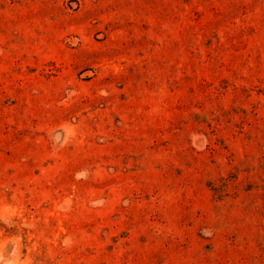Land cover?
Wrapping results in <instances>:
<instances>
[{
  "label": "rangeland",
  "instance_id": "1",
  "mask_svg": "<svg viewBox=\"0 0 264 264\" xmlns=\"http://www.w3.org/2000/svg\"><path fill=\"white\" fill-rule=\"evenodd\" d=\"M0 257L264 264V0H0Z\"/></svg>",
  "mask_w": 264,
  "mask_h": 264
},
{
  "label": "bare ground",
  "instance_id": "2",
  "mask_svg": "<svg viewBox=\"0 0 264 264\" xmlns=\"http://www.w3.org/2000/svg\"><path fill=\"white\" fill-rule=\"evenodd\" d=\"M2 256V255H1ZM0 259H2L1 257H0Z\"/></svg>",
  "mask_w": 264,
  "mask_h": 264
}]
</instances>
